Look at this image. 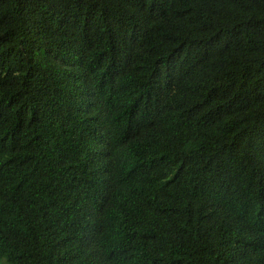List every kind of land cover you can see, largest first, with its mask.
I'll list each match as a JSON object with an SVG mask.
<instances>
[{"label": "trees", "instance_id": "obj_1", "mask_svg": "<svg viewBox=\"0 0 264 264\" xmlns=\"http://www.w3.org/2000/svg\"><path fill=\"white\" fill-rule=\"evenodd\" d=\"M0 264H264V0H0Z\"/></svg>", "mask_w": 264, "mask_h": 264}]
</instances>
